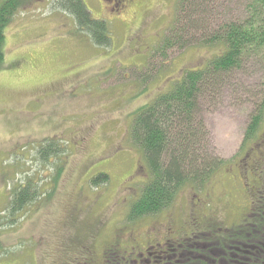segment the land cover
<instances>
[{"label": "rangeland", "instance_id": "obj_1", "mask_svg": "<svg viewBox=\"0 0 264 264\" xmlns=\"http://www.w3.org/2000/svg\"><path fill=\"white\" fill-rule=\"evenodd\" d=\"M225 1L223 20L244 14L249 2ZM20 2L5 30L0 70V264H65L75 247L103 248L116 228L147 223L128 219L151 178L131 141L135 112L225 47H175L158 55L177 26L179 0H131L125 10L115 0H84L110 27L107 49L81 34L57 0ZM245 63L201 102L210 149L222 166L206 186L183 188L173 206L182 195L201 196L214 207L224 199L227 221L249 212L260 187L251 157L260 140L240 148L264 101V55ZM48 144L57 156L44 159L40 151ZM102 174L109 182L94 186ZM28 187L35 198L14 213L16 191Z\"/></svg>", "mask_w": 264, "mask_h": 264}, {"label": "trees", "instance_id": "obj_2", "mask_svg": "<svg viewBox=\"0 0 264 264\" xmlns=\"http://www.w3.org/2000/svg\"><path fill=\"white\" fill-rule=\"evenodd\" d=\"M225 0H179L177 26L166 38L158 55L178 47L183 50L193 45L214 47L225 51L207 61L205 67L185 71L173 87L155 97L150 104L135 112L130 130L131 141L141 151L150 179L141 194L130 206L128 219L154 215L173 205L180 191L188 184L206 186L212 173L223 164L213 156L209 135L203 120L201 102L228 75L243 69L249 59L264 55V0H249L244 14L222 19ZM58 7L75 18L77 29L88 35L95 46L108 48L113 39L107 22L92 16L84 0H57ZM20 0H8L0 7V70L5 61V30L18 12ZM261 111L253 117L240 151L257 139L252 149V168L259 172L260 187L256 191L249 226L241 230L255 232L252 237L264 243V101ZM51 144L42 147L41 157L56 154ZM257 152V153H256ZM259 161L262 162L258 166ZM106 174L92 180L94 186L108 183ZM36 192L28 188L16 191L11 210H23L33 201Z\"/></svg>", "mask_w": 264, "mask_h": 264}, {"label": "flooded vegetation", "instance_id": "obj_3", "mask_svg": "<svg viewBox=\"0 0 264 264\" xmlns=\"http://www.w3.org/2000/svg\"><path fill=\"white\" fill-rule=\"evenodd\" d=\"M115 1L119 10L131 2ZM180 197L179 205L135 220L145 225L116 228L103 248L75 247L65 264H264V243L252 237L255 232L241 230L254 217L252 205L242 220L231 222L224 199L214 207L211 197Z\"/></svg>", "mask_w": 264, "mask_h": 264}]
</instances>
